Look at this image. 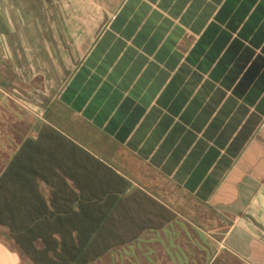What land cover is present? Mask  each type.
Instances as JSON below:
<instances>
[{
  "label": "crops",
  "instance_id": "crops-1",
  "mask_svg": "<svg viewBox=\"0 0 264 264\" xmlns=\"http://www.w3.org/2000/svg\"><path fill=\"white\" fill-rule=\"evenodd\" d=\"M9 166L54 263L264 264V0H0Z\"/></svg>",
  "mask_w": 264,
  "mask_h": 264
},
{
  "label": "trees",
  "instance_id": "trees-1",
  "mask_svg": "<svg viewBox=\"0 0 264 264\" xmlns=\"http://www.w3.org/2000/svg\"><path fill=\"white\" fill-rule=\"evenodd\" d=\"M15 159H19L18 155L15 157ZM12 171H13L12 166H9L0 175V224L8 225V227L11 230V233L14 236L15 242L19 245L22 252L34 264H59V263H54V260H52L51 256L48 254L50 252L48 251V249L45 248L37 249L32 245L31 239L29 237L22 235V233L18 232L19 231L18 229L14 230L15 227L14 224L16 223V219H15L16 215L14 214L18 212L20 198L19 196L16 197L14 195V190L12 189L11 185H8V183L6 182L7 176L11 175ZM21 202L22 205L24 204L25 208H28L29 206L31 208H35L36 207L35 205H37L39 208L47 207L45 206L44 201H38L35 199H28ZM51 204L52 201H49L50 206ZM38 207L36 208L38 209ZM50 218H51L50 216L47 217L44 215L43 222L45 223V220H48ZM34 240L35 239H33V241ZM66 252H69L68 249L61 246L60 251L58 253L54 251V254L57 256V258H59L58 256L62 257L63 255H66ZM76 252H78V249H76Z\"/></svg>",
  "mask_w": 264,
  "mask_h": 264
},
{
  "label": "rangeland",
  "instance_id": "rangeland-1",
  "mask_svg": "<svg viewBox=\"0 0 264 264\" xmlns=\"http://www.w3.org/2000/svg\"><path fill=\"white\" fill-rule=\"evenodd\" d=\"M216 218L214 219L213 222H215ZM222 220L220 218V222L219 224H221ZM223 226L225 227L226 226V222L224 221L223 222ZM222 229L224 228H221L220 231H218V234L220 235L222 233ZM228 256V253L225 252L224 250H221L220 253H219V256L215 259L216 261L215 262H212L211 264H241L238 260L235 262V261H232V260H229L228 262V259L227 257Z\"/></svg>",
  "mask_w": 264,
  "mask_h": 264
}]
</instances>
